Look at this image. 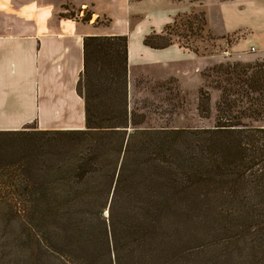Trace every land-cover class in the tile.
<instances>
[{
	"label": "trees",
	"instance_id": "trees-1",
	"mask_svg": "<svg viewBox=\"0 0 264 264\" xmlns=\"http://www.w3.org/2000/svg\"><path fill=\"white\" fill-rule=\"evenodd\" d=\"M163 30L143 44H172ZM126 52L125 35L83 39L84 129L0 131L28 144L0 171L8 190H24L31 263L264 264V126L248 121L264 115V63L203 70L222 76L211 126L154 128L128 107ZM207 91L197 90L205 118Z\"/></svg>",
	"mask_w": 264,
	"mask_h": 264
},
{
	"label": "crops",
	"instance_id": "crops-1",
	"mask_svg": "<svg viewBox=\"0 0 264 264\" xmlns=\"http://www.w3.org/2000/svg\"><path fill=\"white\" fill-rule=\"evenodd\" d=\"M213 1L216 16L204 0H0V131L32 124L41 130L85 127V102L76 86L86 36L127 37L130 90L138 79H172L195 95L201 72L218 63L217 56L176 43L152 48L143 38L152 30L161 33L176 14L196 7L203 8L232 60L264 63V0ZM67 5L74 15L59 16L69 12ZM84 14L87 21L81 20ZM132 15L139 16L133 25ZM104 16L108 22L99 23Z\"/></svg>",
	"mask_w": 264,
	"mask_h": 264
},
{
	"label": "rangeland",
	"instance_id": "rangeland-1",
	"mask_svg": "<svg viewBox=\"0 0 264 264\" xmlns=\"http://www.w3.org/2000/svg\"><path fill=\"white\" fill-rule=\"evenodd\" d=\"M196 1L202 3V0ZM204 4L207 6L208 12L216 16L217 8L212 9L211 7L214 5V1L204 0ZM67 8L69 12H66V15L72 17L74 12L71 11L70 6L67 5ZM200 13L203 15V20H200ZM74 17L76 18V16ZM138 18V15H132L130 24L133 25ZM106 20L105 16L101 17L99 23H105ZM167 25L169 26L165 29ZM165 26L162 35L170 38L171 43H176L194 51L197 50L198 54H215L220 60L218 63L232 64L237 62L230 58L221 35H214L210 30L202 7L194 8L191 13L179 12ZM151 32L159 33L155 30ZM218 77L219 79L217 77L214 79L220 80L222 78V76ZM214 79L208 75L202 76L200 84L208 90L210 97V114L208 118L200 117L196 111L198 93L192 95L180 89L174 80L160 82L138 79L132 90L129 89L127 84L128 107L145 114V122L142 124L144 127H209L214 123L215 103L220 95V89L218 86L215 87ZM248 121L253 126H264V115L260 120ZM31 126L34 127L33 124ZM8 140L9 143H7ZM22 140L20 138L0 137V165H3L5 160H17L24 154L28 144ZM2 172L0 171V264H32L31 258L28 257V250L24 251L20 245V243L22 244L25 240H28V236L25 234V225L17 212L20 194L24 190H8L6 183L3 184L4 177L7 174L2 176ZM10 173L12 174V172ZM61 191L64 192V190ZM56 202L54 200L53 204ZM192 226L194 227V223L190 224V227ZM194 228L196 232L200 231L199 226Z\"/></svg>",
	"mask_w": 264,
	"mask_h": 264
},
{
	"label": "built area",
	"instance_id": "built-area-1",
	"mask_svg": "<svg viewBox=\"0 0 264 264\" xmlns=\"http://www.w3.org/2000/svg\"><path fill=\"white\" fill-rule=\"evenodd\" d=\"M253 49V48H252Z\"/></svg>",
	"mask_w": 264,
	"mask_h": 264
}]
</instances>
